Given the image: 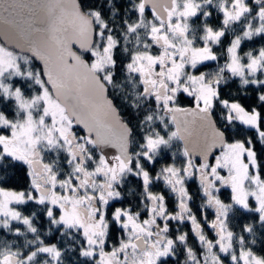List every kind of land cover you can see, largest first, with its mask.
Wrapping results in <instances>:
<instances>
[{
  "label": "snow or ice",
  "instance_id": "obj_1",
  "mask_svg": "<svg viewBox=\"0 0 264 264\" xmlns=\"http://www.w3.org/2000/svg\"><path fill=\"white\" fill-rule=\"evenodd\" d=\"M45 3L0 0V264H264V0H74L102 100Z\"/></svg>",
  "mask_w": 264,
  "mask_h": 264
},
{
  "label": "water",
  "instance_id": "obj_2",
  "mask_svg": "<svg viewBox=\"0 0 264 264\" xmlns=\"http://www.w3.org/2000/svg\"><path fill=\"white\" fill-rule=\"evenodd\" d=\"M165 2L170 7L171 0H165ZM156 11L159 15H164L162 8L158 7ZM52 22L57 28L54 36L49 31ZM36 28L43 31L34 32L33 38L38 44L43 41L46 50L52 54L49 71L53 80L57 83L62 81L66 89L72 90L73 97L78 96L81 90L92 87L97 99L102 100L103 89L95 80L94 74L86 69L71 51L73 43L83 46L91 38V25L88 18L79 13L74 0H51L50 4L46 0L45 7L37 15ZM69 57L73 60L71 64L67 62ZM107 119L109 123L117 127L121 135L126 134V129L116 123L115 113L110 108L107 112ZM205 131L210 137L212 133L210 118H206ZM181 147L183 148L182 144Z\"/></svg>",
  "mask_w": 264,
  "mask_h": 264
},
{
  "label": "trees",
  "instance_id": "obj_3",
  "mask_svg": "<svg viewBox=\"0 0 264 264\" xmlns=\"http://www.w3.org/2000/svg\"><path fill=\"white\" fill-rule=\"evenodd\" d=\"M194 29H196V35L198 36L199 35V31H198V28H197V26H194ZM215 67V65L213 66V68ZM207 70H211V69H207ZM177 147V146H176ZM171 151H172V149H170ZM163 160V159H162ZM231 227H235L234 225H230ZM21 243H22V241L20 240V241H18L17 243H13L12 244V246H20L21 245ZM5 245H3V244H0V249L2 248L3 249V247H4Z\"/></svg>",
  "mask_w": 264,
  "mask_h": 264
},
{
  "label": "flooded vegetation",
  "instance_id": "obj_4",
  "mask_svg": "<svg viewBox=\"0 0 264 264\" xmlns=\"http://www.w3.org/2000/svg\"><path fill=\"white\" fill-rule=\"evenodd\" d=\"M170 6H171V4H170ZM164 14H165V13H164ZM124 87H125V89H126L128 86L125 85ZM184 106H185V107H192V105H188V104H184ZM171 149H172V151H177V150H178V147H176V145H174ZM179 149H182L181 144L179 145ZM162 162H163V160H162ZM186 230H190V229H186Z\"/></svg>",
  "mask_w": 264,
  "mask_h": 264
},
{
  "label": "rangeland",
  "instance_id": "obj_5",
  "mask_svg": "<svg viewBox=\"0 0 264 264\" xmlns=\"http://www.w3.org/2000/svg\"><path fill=\"white\" fill-rule=\"evenodd\" d=\"M214 66V65H213ZM22 241V243H21V245L20 246H12L13 248H17V247H20V248H22L23 247V240H21ZM6 247V245L3 247V249ZM2 249V248H1Z\"/></svg>",
  "mask_w": 264,
  "mask_h": 264
}]
</instances>
